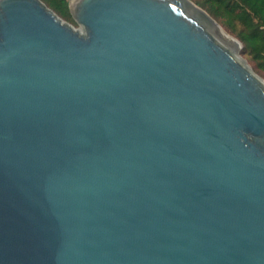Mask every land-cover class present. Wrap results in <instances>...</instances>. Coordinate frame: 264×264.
Segmentation results:
<instances>
[{"label": "water", "instance_id": "95a60500", "mask_svg": "<svg viewBox=\"0 0 264 264\" xmlns=\"http://www.w3.org/2000/svg\"><path fill=\"white\" fill-rule=\"evenodd\" d=\"M0 0V264H264V78L193 0Z\"/></svg>", "mask_w": 264, "mask_h": 264}, {"label": "trees", "instance_id": "16d2710c", "mask_svg": "<svg viewBox=\"0 0 264 264\" xmlns=\"http://www.w3.org/2000/svg\"><path fill=\"white\" fill-rule=\"evenodd\" d=\"M64 20L76 23L69 0H42ZM243 43L254 70L264 78V0H193Z\"/></svg>", "mask_w": 264, "mask_h": 264}, {"label": "rangeland", "instance_id": "374dc122", "mask_svg": "<svg viewBox=\"0 0 264 264\" xmlns=\"http://www.w3.org/2000/svg\"><path fill=\"white\" fill-rule=\"evenodd\" d=\"M69 1H70V0H69ZM72 1H73V0H72ZM74 1H75V0H74ZM70 23H71V22H70ZM72 24H73L76 28L81 29V28H80V25H79L78 23H72ZM240 55H241V57H242L243 59H245V60L247 61V63L250 64V65L253 67V69H254V67H255L254 62L249 60L248 56L245 54V52L243 51V49L240 51Z\"/></svg>", "mask_w": 264, "mask_h": 264}, {"label": "bare ground", "instance_id": "6f19581e", "mask_svg": "<svg viewBox=\"0 0 264 264\" xmlns=\"http://www.w3.org/2000/svg\"><path fill=\"white\" fill-rule=\"evenodd\" d=\"M74 1V0H73ZM76 1V0H75Z\"/></svg>", "mask_w": 264, "mask_h": 264}]
</instances>
